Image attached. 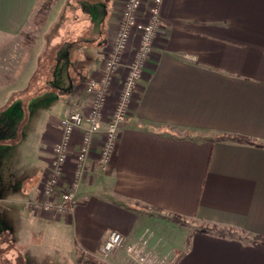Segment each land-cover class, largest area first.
<instances>
[{
    "label": "crops",
    "instance_id": "obj_1",
    "mask_svg": "<svg viewBox=\"0 0 264 264\" xmlns=\"http://www.w3.org/2000/svg\"><path fill=\"white\" fill-rule=\"evenodd\" d=\"M123 1L55 0L25 45L43 0H0V137L9 130L18 137L12 120L25 110L12 98L39 79L43 64L52 66L48 81L70 96L102 74ZM161 19L110 165L97 168L104 136L96 134L72 215L26 205L39 197L68 101L50 128L38 130V143L0 163V264H77V251L96 256L111 231L126 243L147 233L150 250L174 264H264V246L254 241L264 234V0H163ZM97 26L98 66L88 50ZM65 68L88 76L77 84ZM122 84L119 77L105 118ZM189 130L215 137L194 141ZM80 141L77 132L65 187ZM113 207L126 220L116 222ZM109 264L134 263L121 250Z\"/></svg>",
    "mask_w": 264,
    "mask_h": 264
},
{
    "label": "built area",
    "instance_id": "obj_2",
    "mask_svg": "<svg viewBox=\"0 0 264 264\" xmlns=\"http://www.w3.org/2000/svg\"><path fill=\"white\" fill-rule=\"evenodd\" d=\"M124 0L119 23L113 32L106 51L102 74L87 79L70 96L62 119L61 134L53 144L49 166L42 176L39 197L26 203L31 211L58 212L72 215L78 205V194L89 169L93 151V137L104 136L97 160V168L108 169L122 127L129 121L130 108L139 81L154 50V43L162 25L163 0ZM122 89L109 118L105 109L118 78ZM84 93V95H83ZM77 132L81 134L78 149L74 151L73 173L69 184L63 186L67 165L71 159V145ZM134 264H174L175 257L159 256L149 247L147 233L135 243H126L118 231H111L95 256L103 263H110L118 251ZM81 264H86L81 262Z\"/></svg>",
    "mask_w": 264,
    "mask_h": 264
},
{
    "label": "rangeland",
    "instance_id": "obj_3",
    "mask_svg": "<svg viewBox=\"0 0 264 264\" xmlns=\"http://www.w3.org/2000/svg\"><path fill=\"white\" fill-rule=\"evenodd\" d=\"M31 30H32V26L29 32ZM93 32L95 34L92 40V48L88 50L91 51V56L93 57V59H95L92 64L98 66L101 57H99L98 54L96 55L94 51L95 50L94 45L95 43H99V42L101 44H104V39H102L101 37V28H99V26L93 29ZM58 42L60 41L56 40L55 47H57V45L59 44ZM60 69L62 71V66ZM50 70H52L51 65L43 64V66L37 72V77L39 75V79L37 78L35 82L29 83V85H27V87L24 89V91H22V93H18L13 96L12 98V100H14L13 105L15 103L21 102L22 106L24 107L25 114H23L22 117H17L16 119L12 120L14 121V123L12 125L11 130L14 131V134L18 132L19 135L17 138L14 137V135H12L11 137L9 136L10 130L8 132H4V134H2V136L0 137L1 139L0 147L2 145L4 146V144L5 146L6 144H11V145L13 144L12 146L9 145V147L4 148L6 153L3 154L2 151H0V163L3 162V160L8 156H10L8 158L10 159L11 157L13 158L16 154L18 156L20 154L23 155V152L25 150L28 141H30L31 143H34L36 141L38 143L40 141L38 130L40 129L47 130L48 128H50V125L52 124V120L54 122L56 119L59 118L62 111V107L70 98L69 89L68 91H65V88L63 87L56 88L55 86H53L54 84L48 81V73ZM65 70H66V74H71V76L76 80L77 84L82 82L83 79L88 76L87 73H82V72L80 73L78 72V70L76 71L75 68L72 71H69L66 68ZM13 105H9V107ZM185 133L188 134L186 138L192 139L194 141H202L208 138L215 137V135H212V133H208L204 131L189 130ZM27 135H29V137L26 141H24L22 139L23 138L22 136H27ZM17 169H19V167H17ZM39 170L40 167L35 166V174H39ZM3 173H4V167L0 171V178L4 176ZM113 209L114 212L112 215L116 222H120V220H126L125 216L122 215V213L118 210L119 208L113 207ZM60 251L64 252L65 255H67L68 248L61 247ZM77 264H81V262Z\"/></svg>",
    "mask_w": 264,
    "mask_h": 264
},
{
    "label": "trees",
    "instance_id": "obj_4",
    "mask_svg": "<svg viewBox=\"0 0 264 264\" xmlns=\"http://www.w3.org/2000/svg\"><path fill=\"white\" fill-rule=\"evenodd\" d=\"M54 1L55 0H43V3L35 11L31 25L32 30L25 36V45H31L34 42L36 30L46 24L51 6ZM225 138L226 137H223V139ZM238 139L239 141L249 142V140L244 137H239ZM254 241L264 246V234L256 236ZM77 254L79 255L78 263L83 261L86 264H108L101 262L93 255H89L81 251H77Z\"/></svg>",
    "mask_w": 264,
    "mask_h": 264
}]
</instances>
